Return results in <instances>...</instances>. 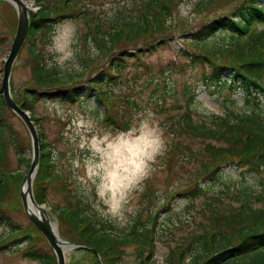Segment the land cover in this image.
<instances>
[{"label": "rangeland", "instance_id": "rangeland-1", "mask_svg": "<svg viewBox=\"0 0 264 264\" xmlns=\"http://www.w3.org/2000/svg\"><path fill=\"white\" fill-rule=\"evenodd\" d=\"M25 1L33 4L31 0ZM131 1L135 3L134 0H78L75 6L82 12L88 10L89 17L93 16L94 20L105 21L107 16L120 9L125 13H132L134 9ZM209 1L180 0L169 21L170 34L157 38L156 46L143 50L138 59L119 56L124 59L121 62L122 68L108 69L107 63L111 57L96 48L91 36H86L85 16L82 14L60 20L47 32L48 37L37 44V49L58 71L80 75L81 80L75 83L90 85L91 80L102 70L112 77L101 81L104 94L102 103L97 104L92 99L84 98L82 94L73 104L53 102L45 98L32 104L33 115L38 119L34 124L38 136L40 133L43 142H47L48 147L52 148L56 169L54 177L48 182L46 204L43 206L61 239L74 237V232L54 210L62 211L72 199L81 200L88 213L105 222L109 232L117 234L115 236L126 234L131 226L145 225L151 229L155 218L153 241L145 248L142 263L168 264V259L172 258L174 263L180 264L178 256L181 249L193 247L203 230L215 225V221L211 219L212 206L221 203L224 209H236L244 203L240 200L243 192L257 193L262 188L264 171L254 174L246 167L238 166L224 167L218 180L203 183L200 180L203 175L201 160L183 146L186 144L197 151L204 142L182 138L170 128V123L187 111V107L198 121L211 114L224 116L229 113L231 116L230 112L233 111H256L264 115V99L256 105L247 106L243 102L244 94L241 89L231 88L228 83L218 87L201 80L203 73L209 71L210 65L200 58V63L192 61L191 57L197 51L189 42L190 34L197 31L204 21L230 11L239 0H213L210 6L203 8ZM37 11L38 8H35L34 12ZM16 23L17 16L13 6L0 0V85L3 64L10 50ZM65 27L72 31L66 39L58 42L64 44L65 51H71L72 56L62 71L56 65V58L60 53L56 51L57 41L54 38ZM91 32L96 36L94 30ZM165 38L168 40L164 41ZM228 39V35L221 34L213 42L222 44ZM140 43H137L138 49L144 47ZM28 45V41H25L11 71V93L17 97L22 96L24 90L33 85ZM128 48L132 52L134 47L130 45ZM76 79L78 78L73 80ZM149 111L152 113L151 124L163 133L164 151L151 164L152 171L143 180L142 191L130 194L123 216L112 218L102 215L100 209L103 205L99 203L95 183L90 179L89 168L93 161L89 157L94 155L91 149L97 138H101L103 142L125 133L133 137L145 132L146 129L141 127V120ZM106 116L114 121L113 124L106 122ZM6 118L12 138L8 134L1 135L0 143H5V151L0 172L12 174L14 180L10 184L4 206L6 214L19 227L20 236L27 235L31 243L29 245L26 244L27 240H22L0 251V264H40L22 256L33 244L35 249H46L25 217L19 198L20 184L28 172L31 160L30 137L15 115L8 114ZM173 141L180 144L169 149ZM206 141L215 148L223 147L222 142ZM17 150H21L22 154L18 155ZM20 159L26 162H20ZM195 182L203 188L202 195L196 198L183 195L181 191H187ZM250 202L254 207L260 206L253 199ZM5 232L6 229L0 227V238ZM128 241L130 240L120 247L116 246L115 260L119 264H138L140 242L138 239ZM45 244L48 248L46 241ZM91 258L78 249L66 255L67 264H86ZM184 263L190 264V259Z\"/></svg>", "mask_w": 264, "mask_h": 264}, {"label": "trees", "instance_id": "trees-1", "mask_svg": "<svg viewBox=\"0 0 264 264\" xmlns=\"http://www.w3.org/2000/svg\"><path fill=\"white\" fill-rule=\"evenodd\" d=\"M31 1L38 8L37 12L29 13L30 26L26 38L29 43L33 85L30 89L24 90L22 96L17 97L13 93L12 96L21 109L29 112L34 124L38 120L33 115L34 101L45 98L53 102L73 104L84 94V98L92 99L97 104L102 103L104 94L101 83L105 78H112L102 70L91 80L90 85L75 83L81 80L79 74L62 73L48 63L46 57L37 49V44L48 37L47 32L51 31L57 22L84 15L86 36H91L96 48L111 57L107 63L108 69H118L122 68L121 62L124 61L119 56L138 59L143 50L156 46L157 38L170 34L169 21L180 2V0H134V4L131 1L134 9L132 13H125L120 9L102 21L94 20L93 16L89 17L88 10L79 11L75 6L78 0ZM212 2L213 0L207 2L203 8L210 6ZM92 30L96 36L90 34ZM98 30L99 33H96ZM261 30H264V0H239L230 11L204 21L197 31L190 34L191 41H189L197 51L191 57L192 61L200 63V58L210 65L209 71L202 75V82L209 81L218 87L228 83L231 88L241 89L244 94L243 102L247 106L256 105L264 99V31ZM221 34L228 35V41L222 44L214 43V39ZM167 40L165 38L164 41ZM139 42L144 45L142 49L137 48ZM130 45L134 47L132 52H129ZM114 53H116L115 56ZM74 78L78 79L73 80ZM187 108V111L170 123V128L182 138L204 142L202 148L197 151L186 144L183 146L201 160L203 175L200 180L203 183L218 180L224 167H246L254 174L264 171L263 114L256 111L249 113L233 111L230 112L231 116L229 113L224 116L211 114L205 116L206 119L198 121L193 117L190 108ZM8 114L13 115L4 104L0 90V139L3 134H8L12 138L6 118ZM106 122L113 124L114 121L106 116ZM38 137L39 167L33 181V196L39 205H44L46 204V188L48 182L54 177L56 169L52 148L48 147L47 142H43L40 133ZM206 139L222 142L223 147L210 146ZM177 143L179 142L173 141L169 149L176 147ZM4 151L5 143L1 142L0 163L3 161ZM16 152L18 155L22 154L21 150ZM19 161L26 162L21 159ZM13 180L12 174L0 172V227L6 229L4 236L0 238V251L22 240H27L26 244L31 243L27 235L20 236L19 227L14 225L12 218L6 214L4 200ZM261 186L257 193L243 192L240 200L244 203L236 209H224L221 203L212 206L211 219L215 221V225L207 226L203 234L197 237L193 247L181 249L178 262L185 264V260L189 258L190 264H264V182ZM181 192L186 197L196 198L202 195L203 188L195 182L190 189ZM251 199L260 203V206H252ZM54 211L58 212L57 215L65 220L74 232V237L70 236L72 239L66 240L91 247L98 253L102 264H119L115 260L116 246L120 247L127 240L132 242L133 239H138L141 245L138 264H144L142 255L149 242L153 241L155 218L152 220L151 229L145 225L131 226L126 234L115 236L117 234L109 232L105 222L88 213L81 200L72 199V202H68L62 211ZM31 228L41 238L46 249H35L33 244L22 256L29 257L40 264H56L55 257L49 246L47 248L44 238L32 224ZM78 250L92 257L86 264H100L92 252L85 249ZM167 263L176 264L172 258H169Z\"/></svg>", "mask_w": 264, "mask_h": 264}, {"label": "clouds", "instance_id": "clouds-1", "mask_svg": "<svg viewBox=\"0 0 264 264\" xmlns=\"http://www.w3.org/2000/svg\"><path fill=\"white\" fill-rule=\"evenodd\" d=\"M72 29L67 27L54 39L57 41L56 65L65 70V64L72 56L65 51V45L58 41L66 39ZM52 51V49H49ZM143 115V114H141ZM152 113L149 111L141 120L145 132L129 137L127 133L103 140L97 138L89 157L93 161L89 171L90 179L96 187V195L103 207L101 214L112 218H121L133 191H142V182L151 171V164L164 151L163 133L151 124Z\"/></svg>", "mask_w": 264, "mask_h": 264}, {"label": "water", "instance_id": "water-1", "mask_svg": "<svg viewBox=\"0 0 264 264\" xmlns=\"http://www.w3.org/2000/svg\"><path fill=\"white\" fill-rule=\"evenodd\" d=\"M8 2L13 6L17 16L16 30L11 42L10 50L3 64L2 80L0 90L3 102L11 113H13L25 126L30 137L31 160L28 172L23 177L19 188V198L23 213L27 220L41 234L52 251L56 264H67L66 255L73 250L85 249L92 252L99 263L102 264L98 253L89 246L72 243L59 237L55 224L51 221L49 213L42 205H39L33 196V181L39 167V137L37 129L30 119L29 113L14 101L10 90V76L13 64L18 57L22 46L28 35L30 26L29 12H34L35 5L31 4L32 9H28L22 0H1ZM69 251V252H67Z\"/></svg>", "mask_w": 264, "mask_h": 264}, {"label": "bare ground", "instance_id": "bare-ground-1", "mask_svg": "<svg viewBox=\"0 0 264 264\" xmlns=\"http://www.w3.org/2000/svg\"><path fill=\"white\" fill-rule=\"evenodd\" d=\"M23 2L25 3V6H27L28 9H32V6L29 2H26V1H23ZM67 252H69V251H67Z\"/></svg>", "mask_w": 264, "mask_h": 264}]
</instances>
